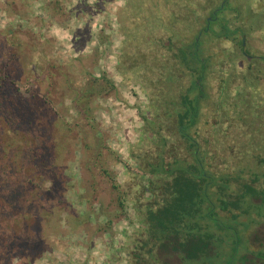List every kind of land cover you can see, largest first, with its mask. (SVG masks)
Wrapping results in <instances>:
<instances>
[{"label": "rangeland", "instance_id": "rangeland-1", "mask_svg": "<svg viewBox=\"0 0 264 264\" xmlns=\"http://www.w3.org/2000/svg\"><path fill=\"white\" fill-rule=\"evenodd\" d=\"M127 1L144 8L150 0L0 1V85H5L0 102L9 100L0 105V180L7 178L0 185V264L130 263L133 239L141 242L146 232L130 187L139 181L134 173L142 183L149 176L130 153L154 154L158 147L150 136L158 128L168 143L177 144V134L167 128L173 121L158 100H179L187 77L174 66L175 52L155 44L127 77L117 64L122 48L171 35L169 22L180 30L177 38H190L189 26L194 25L202 50L211 57L203 82L207 97L195 128L199 140H209L208 147L220 157L221 163L214 160L217 169L241 170L243 179L257 169L264 172V161L259 163L264 159V0H153L151 9L162 13L158 21L128 9L119 22ZM210 14L221 24L228 19L230 28L220 37L198 34ZM27 25H38L34 30H41L49 42L34 44L38 38L26 33ZM7 27L18 30L11 60L3 37ZM236 39L248 58L238 54ZM34 51L35 74L23 70L33 62ZM60 70L71 72L69 84ZM103 77L114 88L105 90ZM16 90L25 97L32 90L37 99L48 101L49 113L40 103L33 112L35 117L47 114L43 135L37 127L38 138L24 142L20 133L16 136L19 148L38 143L48 151L46 165L40 163L44 150L38 153L41 157L23 161L19 150L1 149L10 120L5 113L17 108ZM10 187L17 190L14 196L7 193ZM238 187L233 183L230 190L239 192ZM124 189L120 206L118 195ZM257 198L241 201L234 220L220 212L222 230L212 221L211 231L225 236L222 243L212 241L215 264H248L246 259L264 263V249L255 247L258 239L264 242V198Z\"/></svg>", "mask_w": 264, "mask_h": 264}, {"label": "trees", "instance_id": "trees-1", "mask_svg": "<svg viewBox=\"0 0 264 264\" xmlns=\"http://www.w3.org/2000/svg\"><path fill=\"white\" fill-rule=\"evenodd\" d=\"M220 2L223 4L225 0H221ZM227 2L229 4L228 0ZM154 3L153 0H150L149 4L145 5L144 8H140L141 4L138 5V3L135 4L133 1L132 3L127 1L124 6H127V8L123 7L118 21L123 22L128 9L130 11L135 10L136 13H142L145 20L154 21L156 19L158 21L162 17V13L159 11L154 12L151 9ZM214 11L217 10L212 9V12ZM215 15H211L210 18L212 19L206 18L205 23L203 21L204 18L202 19L204 25L202 24V28L198 30V34L204 31L205 33L208 32L209 36L220 37L223 31L229 30L228 19L225 18L227 23L221 24L217 18L213 19ZM169 23L168 31L171 35L168 34L166 37L158 36L151 40L147 38L146 42H141L133 48H122L117 64L122 75L127 77L129 74L134 73L133 67L136 63H141L142 60L146 59L144 51L155 44L175 52L174 58L176 62H174V66L176 67L175 64H177L183 71L182 75L187 77V86L180 93L179 100L174 102L169 98L165 102V98L163 97L158 100L159 105H162L161 108H163L165 117L173 121V124L167 126V128H170L173 133L177 134V144L168 143L167 135L161 133V129L158 128L153 130L152 136H150L152 140H155L158 147L154 151V154H147L141 151L134 152V150L130 153V157L137 162L139 170L149 176L146 178L145 183H142L139 174L134 173V176H138L139 181L133 183L130 187L135 195L133 201L135 211L140 222L145 224L146 232L141 242H138L136 238L133 239L130 263L128 264H215L213 259L215 250L212 241L216 239L222 243L225 241V236L221 232L215 233L213 230L211 231L210 225L212 221L215 223L216 229L222 230L224 225L218 219L221 215L220 212L222 214L225 213V216L228 214L234 220L238 216L236 212L242 209L240 208L241 201L260 200L257 197L263 199L264 172L261 169H257L254 174H251L252 177L250 179H243L241 170L217 169L219 163H221L220 157L216 154V151L208 147L209 140L204 142L199 140L195 128L201 103L207 97L203 82L206 70L210 67L208 61L211 57L209 54L206 55L204 50H202L200 38L194 33L196 30L194 25L189 26L193 34L187 39L185 37L177 38L180 30L175 22ZM36 26L38 25L26 28V33L38 38V41L34 44H46L49 42V39L44 37L45 35L41 33V30H34ZM7 28L9 30L4 31L3 37L5 39L6 57L11 60L14 52L13 46H18L19 44V40L17 39L18 30L13 27ZM236 32L237 28H233L232 34ZM201 37L204 39L205 35ZM148 42L150 44H147ZM235 43L238 54L247 57L243 53L241 41L236 39ZM36 56L37 53L34 51L33 62L30 63L29 61L27 66L23 68L24 71L30 73L34 71L33 74H35L38 65ZM63 71L60 70L62 78L64 81H68L67 84H69L71 82V72ZM26 76H28V73ZM47 80L48 75H45L43 81ZM93 80L96 83L98 77H94ZM102 80L107 85V89L105 90L114 88V85L109 80L104 77ZM144 81L147 84L149 82L148 80ZM79 83L81 84V81L74 82L75 85ZM4 86L0 85V91H3ZM148 86L154 87L156 84L155 82L153 84L149 82ZM36 95L37 93L31 90L28 96L25 97L16 90L13 96L17 98V108H7V112L5 113L7 115L6 118L10 120L6 122L7 127H5L4 132L7 131L8 134L7 137L4 135L1 149L19 150L20 154L25 156L23 157V161H32L41 157L38 153L41 152L40 150H44L38 143L37 147L30 143L20 146V148L17 146L18 137L16 136L19 133L22 140L28 142L30 138L34 136L38 138L41 135L37 127L42 131V135L45 130L46 126L44 125H46L48 120L46 118L47 114H39L35 117L34 113L37 103L43 105L46 112L49 113V104L44 99L42 101L41 98L40 100L37 99ZM8 101L7 99L4 102H0V105H7ZM43 122L45 124L41 125ZM42 154L40 163H45L46 165V156H50L51 154L45 150L42 151ZM216 159H219L220 162L214 161ZM263 161L264 159L259 161V163ZM20 167V170L23 171V162L20 164ZM103 171L107 176H110L106 169ZM0 183L1 186L7 184V178H2ZM233 183L239 185V192L230 190V186ZM8 192H10V196H14L17 190L10 187ZM148 192L149 196H145V193ZM124 194H126L125 189L118 195L117 202L120 206L124 204ZM232 233L234 234V232ZM234 243L236 244L238 241ZM255 247L257 249L259 247L264 249V242L258 239ZM250 254L247 253L246 256L249 257L248 255ZM252 256L254 257L255 255ZM255 257H258V255ZM200 258L206 260L198 262ZM195 261L197 263H194ZM247 261L253 262L254 260L246 259L245 262ZM230 263L228 262V264Z\"/></svg>", "mask_w": 264, "mask_h": 264}, {"label": "flooded vegetation", "instance_id": "flooded-vegetation-1", "mask_svg": "<svg viewBox=\"0 0 264 264\" xmlns=\"http://www.w3.org/2000/svg\"><path fill=\"white\" fill-rule=\"evenodd\" d=\"M248 256L251 257L250 255H248ZM258 257H260V256H258ZM258 257H256V258H258ZM248 264H264V263L262 262L261 259H255L253 262H248Z\"/></svg>", "mask_w": 264, "mask_h": 264}]
</instances>
